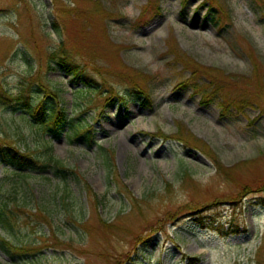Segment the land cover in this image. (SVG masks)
<instances>
[{"label": "rangeland", "instance_id": "374dc122", "mask_svg": "<svg viewBox=\"0 0 264 264\" xmlns=\"http://www.w3.org/2000/svg\"><path fill=\"white\" fill-rule=\"evenodd\" d=\"M151 1L161 14L150 10L141 20L149 0H60V8L73 10L67 15L54 0H0V86L13 95L27 87L36 100L37 81L49 84L73 127L92 125L95 134L92 144L67 127L56 137L22 106L0 100V137L22 150L50 143L52 155L77 173L66 180L51 172L21 175L0 162V198L27 200L29 209L38 204L52 217L50 225L33 219L31 228L18 214L12 234L0 226L14 244L35 249L12 256L0 247V264H264V190L236 205L224 200L237 184L264 186V112L256 105L223 114L218 100L202 104L181 85L190 73L173 53L177 47L214 70L226 93L239 85L257 98L249 52L264 81V9L255 0H216L232 17L218 29L208 7L197 9L204 0H191L185 12L182 0ZM61 39L98 87L55 64L49 69L48 54ZM127 82L143 88L152 106ZM111 86L124 102L106 105ZM180 128L193 148L147 134L175 137ZM101 147L115 151V167Z\"/></svg>", "mask_w": 264, "mask_h": 264}, {"label": "trees", "instance_id": "16d2710c", "mask_svg": "<svg viewBox=\"0 0 264 264\" xmlns=\"http://www.w3.org/2000/svg\"><path fill=\"white\" fill-rule=\"evenodd\" d=\"M55 5L59 8L60 15H67L72 13L73 10H69L67 8H60V0H54ZM191 0H182V12H185L187 9L189 2ZM257 5L264 9V0H255ZM98 10H102V6L99 1H97ZM208 7V11L212 14L213 20L218 29H222L225 24V19L230 20L228 15L223 13V8L220 6L218 9L219 4L216 0H204L197 9H201L202 7ZM152 11L154 15H160L162 9L159 5H155L151 0H149L148 6L146 7L145 11L141 14V20H144L148 11ZM80 14L78 13L77 16ZM143 18V19H142ZM55 28L57 29L58 34L61 36V29L58 22L54 23ZM173 53L175 55V59L183 65L184 70L190 73V76L186 79V81L182 82V86L187 88H191L193 93L196 95H201V103L204 105H208L215 100H218L219 106L222 109V113L226 114L229 111H235L237 113H243L247 108L256 106L261 108V112H264V100L260 104V99L264 97V81L261 75L257 74L259 72L258 67V59L254 56L253 53L249 52V57L253 62V68L255 72V79H258V90L260 93H257V98L253 96L251 91H244L241 90V87L238 85L240 89L234 88L233 91L226 93L227 85L223 78L215 76L212 74L215 72L214 70L201 66L194 60L190 59L185 53L176 49H173ZM48 58L50 60L49 69L53 70L55 64L57 67L62 69L63 71L71 74L76 80L79 82H84L87 86H96L98 84L94 81L90 75H88V71L85 69V65L79 62L74 54L66 47L65 42L61 39L59 47L57 50L48 54ZM91 66V65H90ZM39 80L40 78H35ZM30 80L35 81L33 78ZM39 84L38 86V93L40 94L39 98L36 100H32L30 90L26 87L20 91L18 95H13L8 92V90L4 87V85L0 86V100L4 102V104L9 105L13 108L16 106H22L25 112L37 123L36 127L39 129H45L51 133H53L56 137L59 136L60 132L63 131L64 128H71L74 132V137L76 139L86 138L89 143H94V127L92 125L87 126H80L77 128L73 127L74 120L72 116L68 113L61 103V99L59 97V91L55 90L49 84H45L42 81H37ZM33 85V83H31ZM127 84L131 87L132 95L138 96V98L143 99V103L145 106L151 107L153 104L152 99L150 98L149 94L141 88L135 82H127ZM109 97L106 99L105 103L113 104L116 100L119 102L125 101V96L120 95L117 93L116 90L111 86ZM127 97V96H126ZM50 98H54L56 101L53 103L49 102ZM152 137H163L167 141L168 140H176L186 145L190 149L193 148L190 146V138L187 137L183 129L180 128L175 137L168 136L162 133H147ZM10 137L6 134L3 137H0V162L4 163L9 168L14 169L19 174H24L25 172H35L41 171L44 173H52L60 179L66 180L69 178V175L75 176L77 173L73 171V169L67 168L62 161L56 159L51 151L52 145L47 143L43 146L42 149H32L27 147L26 150H22L18 147L15 142L13 143ZM102 150L107 152V156L105 157V161L107 162L108 166L115 167L116 162V153L112 149H104L101 147ZM195 149V148H194ZM229 170L223 169L220 174L224 177L225 183H229L231 180V175L228 173ZM170 186V184H167ZM263 188V189H261ZM0 187V192H1ZM236 191V195L233 197L224 198V200L232 201L233 204H238V200H240L244 195L252 192L260 193L261 190H264V186L252 189L249 185H236L234 188ZM87 193L90 195L92 202L99 203V199L97 195H91L90 186L86 184ZM258 190V191H255ZM232 196V197H231ZM221 199H216V202H219ZM232 204V203H231ZM264 204V200L262 203ZM191 210V209H190ZM22 214V222L27 227H33L32 220H40L43 222L51 224L52 217L50 214L41 208L38 204L36 207L29 209V203L27 200L17 201V198H14L12 204L8 201V199L3 200L0 198V226L6 233L12 234L14 232V228L17 222V215ZM194 214V213H192ZM196 214V213H195ZM173 220H175V216H171ZM121 215H119V219ZM72 221L74 217L70 218ZM83 221L85 219H82ZM196 222L203 228H206L204 223V219L198 218L195 219ZM104 224L108 225L105 221ZM34 228V227H33ZM105 229H108L104 226ZM108 231V230H106ZM0 247L10 255H16L20 253L34 251V248H28L27 245H16L7 237L0 234ZM126 258L129 255L125 256Z\"/></svg>", "mask_w": 264, "mask_h": 264}]
</instances>
